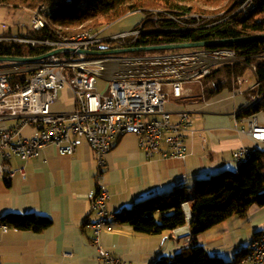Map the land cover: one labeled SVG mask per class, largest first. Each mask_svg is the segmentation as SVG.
Returning a JSON list of instances; mask_svg holds the SVG:
<instances>
[{"label":"crops","instance_id":"obj_1","mask_svg":"<svg viewBox=\"0 0 264 264\" xmlns=\"http://www.w3.org/2000/svg\"><path fill=\"white\" fill-rule=\"evenodd\" d=\"M246 67L243 76H232L231 85L219 86L213 96L206 95L203 79L184 82L180 97H175L169 87L166 112L171 120L177 122L181 112H188L193 120L194 133L188 141L186 160L157 156L149 161L139 137L133 134L114 143L103 169L111 213L118 215L137 202L171 193L178 187L177 179H183L181 186L191 193L187 203L191 210L198 180L226 171L237 172L239 165L233 155L242 147L252 152L264 149L237 128L239 117L245 118L243 125L247 126L252 115L244 116L242 112L260 98L255 88L256 61ZM73 110L72 93L68 89L61 91L53 112L66 115ZM31 132L26 128L24 135ZM9 167L12 177L0 175V223L7 214H19L45 216L52 225L41 233L14 228L4 231L0 227L1 264H101L89 227V222L96 220L91 198L98 190L99 166L88 143L83 140L76 153L68 156L47 147L36 159L23 161L14 157ZM188 230L189 225L151 236L118 223L112 232L102 234V246L127 264H154L185 248ZM263 231L264 206H253L247 216L230 218L200 235L197 244L209 256L231 262Z\"/></svg>","mask_w":264,"mask_h":264},{"label":"built area","instance_id":"obj_2","mask_svg":"<svg viewBox=\"0 0 264 264\" xmlns=\"http://www.w3.org/2000/svg\"><path fill=\"white\" fill-rule=\"evenodd\" d=\"M243 1V0H242ZM71 2V0H53ZM253 0H244L238 12L251 6ZM48 11L42 5L32 10L34 29H43L40 12ZM198 27L169 29L168 31L196 30ZM157 31H166L157 29ZM150 30H137L118 35L90 34L86 37L53 40L11 39L45 49V53L61 49L58 55L37 63H6L0 66V175L12 177L9 167L12 158L29 161L41 157L47 147H54L61 156L76 153L84 140L97 156L98 190L91 198V212L96 220L89 222L92 245L101 264H127L116 259L102 246V234L112 232L118 218L107 207L109 193L104 181L106 155L121 137L133 134L139 137L140 147L149 161L161 159L186 160L188 141L193 135V120L188 112H181L173 122L166 112L167 95L164 87L172 88L180 97L182 85L191 80L210 76L219 68L234 66L243 60L230 50L199 49L194 53H176L154 57L123 58L120 55L89 56L80 51H108L120 49L114 44L127 45L129 38H137ZM74 40H82V47H74ZM127 48V47H124ZM26 76L24 79L20 77ZM100 78L107 79L106 89L98 87ZM256 90L260 84L255 86ZM68 89L74 98V110L69 114L53 112L59 93ZM264 95H259L260 101ZM237 120L241 135L264 145V107L248 119ZM30 128L31 134L24 135ZM165 147V148H164ZM252 154L248 147L234 153L237 163ZM187 204L184 205L186 214ZM7 231L9 227L0 223ZM192 243L187 231L185 248ZM248 249L254 256L245 264H264V232ZM1 264V262H0Z\"/></svg>","mask_w":264,"mask_h":264},{"label":"trees","instance_id":"obj_3","mask_svg":"<svg viewBox=\"0 0 264 264\" xmlns=\"http://www.w3.org/2000/svg\"><path fill=\"white\" fill-rule=\"evenodd\" d=\"M52 2L53 0H0V7L35 10L42 5L49 6ZM243 3L244 0H71L49 13L43 29H34L27 35L4 36L0 39L63 41L84 31H102L117 20L137 12L145 14L146 18L141 25L150 32L142 33L137 38H129L125 46L114 44L117 48L194 43L264 34V0H253L249 8L234 15ZM154 15H158L159 20H152ZM185 27L199 29L168 31ZM137 29L139 26L135 30ZM208 50H230L243 59L234 66H223L203 78L208 97L216 94L219 86H230L231 77L243 76L247 71L246 65L255 61L257 83L260 84L258 94L264 95V40L215 46ZM44 52L45 49L31 44L0 41V56L36 57ZM133 55L145 57L148 53ZM263 107L264 96L253 107L242 112V115L251 116L260 112ZM263 189L264 149H257L239 166L237 172L226 171L196 182L190 224L184 208L189 202V191L183 186H178L167 195L137 202L131 208L122 210L117 218L119 223L129 224L136 233L151 236L189 225L192 239L190 247L183 248L173 256L161 257L154 264H241L249 255L248 250H243L232 262H227L222 258L209 256L197 244L198 237L230 218L247 216L253 206L263 207ZM1 223L9 228L35 233H41L52 225L48 217L19 214H7L1 219Z\"/></svg>","mask_w":264,"mask_h":264},{"label":"rangeland","instance_id":"obj_4","mask_svg":"<svg viewBox=\"0 0 264 264\" xmlns=\"http://www.w3.org/2000/svg\"><path fill=\"white\" fill-rule=\"evenodd\" d=\"M31 11L32 10H27V9L0 7V37H4V36L18 37L22 35H27L28 33L32 32L34 30V26L32 22L33 14ZM238 13L239 12L237 10L234 13V15ZM145 18L146 16L142 12L129 14L121 18L120 20H117L113 24H110L107 27H105L103 29V35L111 36V35H118L121 33H127V32L134 31L137 28V26H139V28L143 27V25L141 24ZM159 18L160 17L158 15H154L151 17V19L152 20L154 19L155 21L159 20ZM173 19L174 18H171V20ZM185 28H191V27H185ZM4 40L12 41L11 39H0V41H4ZM197 50L199 49H189L187 52H182V53H194ZM133 54H136V53L120 54V56H122L123 58L139 57ZM173 54H176V53L174 51H160V52L148 53L147 56L149 57L161 56V55L168 56V55H173ZM3 65H9V64L0 63V66H3ZM252 80L254 81V78H252ZM107 84H108L107 79L100 78L98 82V87L101 91H103L106 89ZM163 93L167 95V98L171 95V89L169 88V86L164 87ZM62 97L63 96L61 95V100H64ZM263 192H264V189H263ZM190 199H191V193L189 192L188 200Z\"/></svg>","mask_w":264,"mask_h":264},{"label":"water","instance_id":"obj_5","mask_svg":"<svg viewBox=\"0 0 264 264\" xmlns=\"http://www.w3.org/2000/svg\"><path fill=\"white\" fill-rule=\"evenodd\" d=\"M264 40V34L254 35L249 37H240L233 39H221V40H209L194 43H179V44H168V45H156V46H146V47H134V48H120L112 49L108 51H80V53L87 54L89 56H104V55H120V54H131V53H151L160 51H176V50H189V49H209L215 46L236 44L241 42H250ZM62 52L61 49L53 50L36 57H9L0 56V63H37L41 62L51 56L58 55ZM188 210L187 219L188 224L191 222L192 213L189 206H186Z\"/></svg>","mask_w":264,"mask_h":264},{"label":"bare ground","instance_id":"obj_6","mask_svg":"<svg viewBox=\"0 0 264 264\" xmlns=\"http://www.w3.org/2000/svg\"><path fill=\"white\" fill-rule=\"evenodd\" d=\"M238 1H242V0H238ZM63 3H68V2H60V3L52 2V4L48 6V11L40 12V23H44V26H46L47 16L49 15V13H52L54 10L59 8V6ZM100 32L101 31L94 32L92 30H88V31H84L82 33H79L78 35H75L71 38L86 37V36H89L90 34H99ZM71 38H69V39H71ZM74 47H82V40H74ZM250 156L251 155L243 156L241 163H237V164L239 166L242 165L243 163H245L250 158ZM176 182H177L178 186H181L183 184L184 180L183 179H177ZM115 216H117V215L115 214ZM247 250L249 252V255L247 257L254 256V249H247Z\"/></svg>","mask_w":264,"mask_h":264}]
</instances>
